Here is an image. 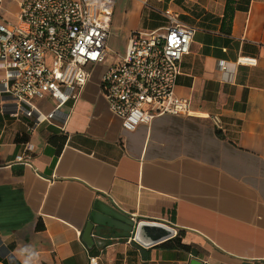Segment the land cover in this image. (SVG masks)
Here are the masks:
<instances>
[{
	"label": "crops",
	"instance_id": "crops-1",
	"mask_svg": "<svg viewBox=\"0 0 264 264\" xmlns=\"http://www.w3.org/2000/svg\"><path fill=\"white\" fill-rule=\"evenodd\" d=\"M0 7L11 20L19 10L13 0ZM166 9L196 29L176 86L190 116L124 129L101 65L61 108L67 119L37 125L0 98V264H23L27 246L39 254L33 264H264V0H113L108 49L122 54L134 31L164 27ZM36 104L56 107L50 96ZM99 202L135 227L183 231L191 251L97 226L89 247L83 233Z\"/></svg>",
	"mask_w": 264,
	"mask_h": 264
},
{
	"label": "built area",
	"instance_id": "built-area-1",
	"mask_svg": "<svg viewBox=\"0 0 264 264\" xmlns=\"http://www.w3.org/2000/svg\"><path fill=\"white\" fill-rule=\"evenodd\" d=\"M13 1L19 10L12 20L0 7V98L13 102V116L32 118L37 125L67 119L61 108L80 97L91 67L98 65L106 67L100 87L124 129L134 131L163 115H191L190 100L178 96L176 86L196 29L174 10L164 11V27L134 31L125 51L105 65L113 0ZM257 62L238 60L251 66ZM48 96L56 107L44 113L36 100ZM17 160L30 163L23 155Z\"/></svg>",
	"mask_w": 264,
	"mask_h": 264
},
{
	"label": "water",
	"instance_id": "water-1",
	"mask_svg": "<svg viewBox=\"0 0 264 264\" xmlns=\"http://www.w3.org/2000/svg\"><path fill=\"white\" fill-rule=\"evenodd\" d=\"M95 226L99 227V232L105 228L112 229V232L119 230L122 236H130L134 231L135 241L144 247L163 243L177 235L176 228L163 222L141 221L135 227V223L130 217L101 202L97 204L92 213V219L88 222L83 233V239L89 247L94 244L92 233ZM191 264H202V262L194 259Z\"/></svg>",
	"mask_w": 264,
	"mask_h": 264
},
{
	"label": "trees",
	"instance_id": "trees-1",
	"mask_svg": "<svg viewBox=\"0 0 264 264\" xmlns=\"http://www.w3.org/2000/svg\"><path fill=\"white\" fill-rule=\"evenodd\" d=\"M184 237V232L179 231L175 238L169 239L162 243V245L166 246L167 248L171 249H182L186 251H191V246L184 244L182 239Z\"/></svg>",
	"mask_w": 264,
	"mask_h": 264
},
{
	"label": "clouds",
	"instance_id": "clouds-1",
	"mask_svg": "<svg viewBox=\"0 0 264 264\" xmlns=\"http://www.w3.org/2000/svg\"><path fill=\"white\" fill-rule=\"evenodd\" d=\"M22 253L26 255V258L23 264H33V261L38 258V253L31 248V246H27L22 250Z\"/></svg>",
	"mask_w": 264,
	"mask_h": 264
},
{
	"label": "rangeland",
	"instance_id": "rangeland-1",
	"mask_svg": "<svg viewBox=\"0 0 264 264\" xmlns=\"http://www.w3.org/2000/svg\"><path fill=\"white\" fill-rule=\"evenodd\" d=\"M116 59H118L117 53L109 50L105 65L113 64L116 61Z\"/></svg>",
	"mask_w": 264,
	"mask_h": 264
}]
</instances>
